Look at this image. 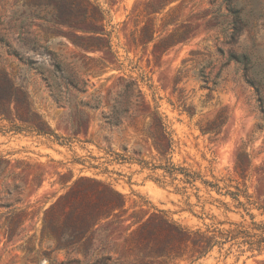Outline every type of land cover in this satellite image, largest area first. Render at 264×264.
I'll list each match as a JSON object with an SVG mask.
<instances>
[{
    "label": "rangeland",
    "instance_id": "1",
    "mask_svg": "<svg viewBox=\"0 0 264 264\" xmlns=\"http://www.w3.org/2000/svg\"><path fill=\"white\" fill-rule=\"evenodd\" d=\"M94 1L105 11L111 51H85L73 43L88 36L80 27L34 18L37 4L53 7V0H0V70L23 88L31 107L60 137L49 139L24 128L15 119L14 102L6 105L11 120L0 117V159L5 161L0 175V264L65 261V253H51L46 242L41 244V231L45 211L70 186L61 181L70 171L75 179L90 176L111 184L126 201L127 213L117 225H99L108 231L101 233L103 242L95 244L100 249L92 259L140 264L149 253L144 239L148 233L137 232V221L149 220L153 239L159 238L162 216L189 231L250 227L252 217L264 223V87L257 91L255 75H246L232 60L233 54H253L256 69L264 75V0ZM236 4L235 10L247 19L238 34L235 10L231 12ZM151 19L154 42L136 46L133 35ZM175 32L184 35L183 40L163 54L155 44ZM35 39L68 59L86 58L85 94L63 83V104L58 105L42 76L9 53L11 49L25 58L32 56L53 69L51 55L31 50L29 42ZM130 81L138 83L145 101L120 127L108 128L102 113L110 111L112 99ZM213 86L217 88L211 92ZM88 96L99 97L101 107H84L81 102L94 104ZM155 111L172 139L170 162L218 184L220 193L201 180L195 184L198 191L182 183L181 175L172 181L164 170L155 169L166 164L144 132ZM221 112L227 121L220 133L203 135L199 126ZM241 152L248 154L243 158L245 179L235 171ZM237 188L245 191L239 202L227 195ZM245 248L230 242L195 263L190 247L182 257L175 256L174 248L163 264H264V253H241Z\"/></svg>",
    "mask_w": 264,
    "mask_h": 264
},
{
    "label": "trees",
    "instance_id": "2",
    "mask_svg": "<svg viewBox=\"0 0 264 264\" xmlns=\"http://www.w3.org/2000/svg\"><path fill=\"white\" fill-rule=\"evenodd\" d=\"M56 4L51 7L49 4L42 6L40 3L36 5L39 12L34 18L42 19L46 22L54 24L66 25L69 27H80L88 35L86 38L73 39V43L84 49L85 51H111V34L105 26L106 16L105 11L94 0H53ZM49 9V11H45ZM237 9V4L231 12ZM45 12L42 16L41 13ZM159 11H154L157 13ZM241 11L235 10L237 19V34L247 25V19L242 15ZM240 14V15H238ZM154 20H149L139 32L133 35V43L136 46H148L155 40V24ZM1 25V24H0ZM240 25V26H239ZM22 30V24L19 26ZM184 35H179V32L172 33L160 40L155 47L162 51L168 52L176 46L180 40H183ZM2 42V40H0ZM33 52L44 51L52 56L54 60L53 69L47 68L43 64H39L32 56L25 58L17 51L13 52L9 49V53L14 55L19 61L26 65L29 70L37 72L46 82L53 100L58 104H63L62 99V84L70 87L78 93L85 94L88 90L87 74L83 70L86 69V58L74 57L68 59L62 54H58L51 50L47 45H42L41 41L35 39L29 42ZM92 61L91 58H87ZM232 60L239 64L245 70L246 75H255V84L257 91L264 87V75L256 69L257 61L253 54L242 53L241 55H232ZM81 64V65H80ZM82 66L84 69H82ZM85 66V67H84ZM60 80V81H59ZM259 80V81H258ZM258 81V82H257ZM208 85V83H205ZM206 85V86H207ZM215 86L209 87L210 91L215 90ZM91 102H81L86 108L98 109L101 107V99L99 97H89ZM145 101L142 90L135 81L127 82L121 90L112 99V105L109 112L102 113L101 121L108 128L120 127L124 121L134 115L135 108L141 102ZM15 103V119L20 121L24 128L36 133L39 136L55 138L60 137L55 134L49 126L42 121L41 116L31 107L28 96L23 88L14 85L8 74L0 70V117L11 120L10 110L6 109V105ZM264 105H261L264 112ZM193 117L195 113L185 110ZM227 117L224 112H221L214 121L208 122L205 126H199L203 135H217L221 128L225 125ZM80 126V121H79ZM74 130L75 125H72ZM149 138L154 140V147L165 160V165L155 167V169L164 170L165 177L168 176L172 181L179 179L182 183L196 188V182L201 180L203 184L211 191L216 190L220 193L222 190L218 184L204 181L199 174L191 173L184 168L175 166L167 155L172 150V139L167 131V127L163 123L159 113L155 111L152 117L151 126L144 130ZM166 141V144L164 142ZM248 154L241 152L236 159L235 171L240 178H246L247 165L243 158ZM0 159V175H2L1 165L4 163ZM248 164L250 161L248 159ZM64 176V175H63ZM64 185L70 183L67 192L61 196L49 209L45 211L43 219V227L41 231V244L46 242L51 253H65L66 259L63 262L53 261L54 264H117L111 258L99 257L92 259L94 253L100 248H94L95 244L103 242L100 237L101 233H105L108 229L101 230L99 225L102 223L117 225L121 217L127 213L126 201L111 184H106L97 178L90 176H80L75 179L74 174L70 171V177L64 181ZM158 182L166 184V182ZM198 191L199 189L196 188ZM238 192L233 193L228 191L227 195L238 200L239 196L245 191L237 188ZM180 191V189H177ZM248 197V196H247ZM241 205H243L240 202ZM11 205H7L10 207ZM163 213V212H162ZM132 218H136L133 216ZM133 221L132 224H134ZM138 230L146 231L144 235L147 241L149 253L140 264H163L166 259H170L173 249L176 248V257H182L185 251L190 247L193 252L191 263H195L205 258L208 254L214 251L215 248L220 250L230 242H235L239 247H246L241 253L251 252L253 254L264 253V223H257L252 217L250 227L237 225L236 229L225 230L220 228L210 229L205 231L198 229L189 231L178 225L177 223L162 216L160 218V226L158 227L159 238L153 239L154 233L149 227V220L146 222L137 221ZM131 224V225H132ZM129 225V227H131ZM145 232V233H146ZM9 237L12 238L14 232L10 231ZM153 242V244H152ZM82 256V258H80ZM175 257V258H176Z\"/></svg>",
    "mask_w": 264,
    "mask_h": 264
}]
</instances>
